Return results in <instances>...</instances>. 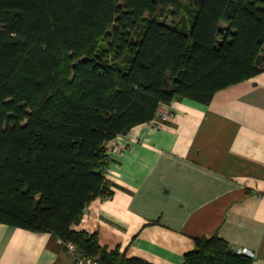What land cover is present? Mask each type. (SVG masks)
I'll return each mask as SVG.
<instances>
[{"label":"trees","instance_id":"16d2710c","mask_svg":"<svg viewBox=\"0 0 264 264\" xmlns=\"http://www.w3.org/2000/svg\"><path fill=\"white\" fill-rule=\"evenodd\" d=\"M263 44L264 0H0V223L149 264L72 228L109 193L106 143L175 98L207 104ZM251 263L214 235L181 264Z\"/></svg>","mask_w":264,"mask_h":264},{"label":"crops","instance_id":"0c3cea01","mask_svg":"<svg viewBox=\"0 0 264 264\" xmlns=\"http://www.w3.org/2000/svg\"><path fill=\"white\" fill-rule=\"evenodd\" d=\"M256 72L207 104L175 98L158 127L138 124L106 143V188L76 231L149 264H181L194 239L217 235L264 264V44ZM130 145L122 155L119 149ZM49 232L0 223V264H74Z\"/></svg>","mask_w":264,"mask_h":264},{"label":"built area","instance_id":"2783aa9c","mask_svg":"<svg viewBox=\"0 0 264 264\" xmlns=\"http://www.w3.org/2000/svg\"><path fill=\"white\" fill-rule=\"evenodd\" d=\"M158 117H159V120L151 119L152 126L158 127V126L165 124L170 117V113L168 111H164V112L160 113ZM130 149H131L130 145H126V146L120 148L118 153L120 155H122L125 151H128ZM107 161H108V159H107ZM103 195H104V197H107L109 195V193L105 191L103 193ZM66 245H67L68 250L75 254L74 264H98L94 258L84 256L71 243H67ZM236 253L244 254V255L250 257L252 259L251 264H263V263H261L255 259L254 253H252L251 251L236 250Z\"/></svg>","mask_w":264,"mask_h":264},{"label":"rangeland","instance_id":"374dc122","mask_svg":"<svg viewBox=\"0 0 264 264\" xmlns=\"http://www.w3.org/2000/svg\"><path fill=\"white\" fill-rule=\"evenodd\" d=\"M167 20H168L167 22L170 23V19H167Z\"/></svg>","mask_w":264,"mask_h":264}]
</instances>
